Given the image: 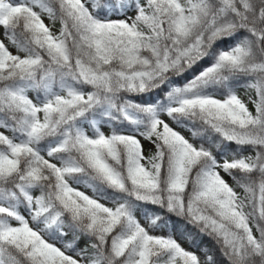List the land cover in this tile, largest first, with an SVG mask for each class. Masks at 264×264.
<instances>
[{"label": "snow or ice", "instance_id": "snow-or-ice-1", "mask_svg": "<svg viewBox=\"0 0 264 264\" xmlns=\"http://www.w3.org/2000/svg\"><path fill=\"white\" fill-rule=\"evenodd\" d=\"M0 28V264H264V0H0Z\"/></svg>", "mask_w": 264, "mask_h": 264}, {"label": "trees", "instance_id": "trees-1", "mask_svg": "<svg viewBox=\"0 0 264 264\" xmlns=\"http://www.w3.org/2000/svg\"><path fill=\"white\" fill-rule=\"evenodd\" d=\"M48 23H50V21H48ZM59 27H60V25H59V23H57V24L55 25L54 30H58ZM238 94H239V95L241 96V98L244 99L246 102L248 101L249 96H252L253 98L255 97V93H254V92L247 91V90H246L245 88H243V87H241V88L238 89ZM249 107L252 108V105L249 104ZM105 130L107 131V129H105ZM185 135H188V133L185 132ZM150 148H151V146L148 147L147 149H145L146 152H147L148 149H150ZM230 183H231V181H230ZM82 190H84V189H82ZM181 223H182V221H181ZM157 234H161V233H157ZM177 239L180 240V242L182 243V245H183L185 248H188V249H190V250H192V251H197V252L199 251V249H197V248H192V246H191L187 241L182 240V239L180 238L179 234H177ZM204 243L207 244L209 247H214V246L211 244V242H210L207 238H204Z\"/></svg>", "mask_w": 264, "mask_h": 264}, {"label": "rangeland", "instance_id": "rangeland-1", "mask_svg": "<svg viewBox=\"0 0 264 264\" xmlns=\"http://www.w3.org/2000/svg\"><path fill=\"white\" fill-rule=\"evenodd\" d=\"M45 23H46V19H45ZM0 33H1V32H0ZM143 143L145 144V149H147L148 147H150V145L148 144L147 141H144Z\"/></svg>", "mask_w": 264, "mask_h": 264}]
</instances>
